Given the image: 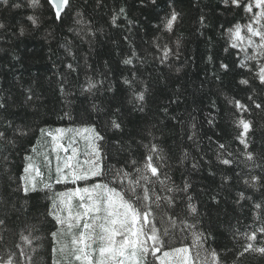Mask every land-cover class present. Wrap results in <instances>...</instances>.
<instances>
[{
  "label": "trees",
  "instance_id": "16d2710c",
  "mask_svg": "<svg viewBox=\"0 0 264 264\" xmlns=\"http://www.w3.org/2000/svg\"><path fill=\"white\" fill-rule=\"evenodd\" d=\"M240 4H252L253 11L231 0H69L57 19L48 0L34 7L30 0H0V264H53L50 233L57 226L48 213L59 193L91 183L120 190L114 174L134 177L132 162L140 167L153 145L163 157L164 181L152 178L162 198L159 209L153 205L164 241L156 255L162 259L173 247L195 255L193 234L199 233L220 264H264L258 252L240 255L249 243L244 234L264 227V109L253 103L264 105V85L256 78L264 57L246 59L253 49L231 37L236 25L248 36L245 26L259 9L254 0ZM237 100L249 111L237 110ZM241 118L252 122L247 148L238 138ZM87 128L103 137L94 143L105 174L56 183V157L62 164L72 150L52 152L46 133ZM88 135L66 132L60 141H75L73 163L85 167L92 154ZM29 164L41 175L33 168L26 173ZM162 216L175 220L167 236ZM250 243L264 246V234ZM55 258L61 259L58 251ZM148 260L160 264L151 255Z\"/></svg>",
  "mask_w": 264,
  "mask_h": 264
},
{
  "label": "snow or ice",
  "instance_id": "6c2138e0",
  "mask_svg": "<svg viewBox=\"0 0 264 264\" xmlns=\"http://www.w3.org/2000/svg\"><path fill=\"white\" fill-rule=\"evenodd\" d=\"M7 3V0H4ZM38 0H30L31 6H36ZM69 0H48V4L53 10L57 19L61 18V13L68 5ZM231 3L237 6H243L245 11L252 12L253 5H241L240 0H231ZM18 7L19 5H14ZM254 7L259 9L254 15L253 24L259 25L254 27L253 24L246 25L248 36L241 35V26L236 25L231 33L233 41L244 43L253 49V55L246 57V59L256 60L257 57H264V0H254ZM30 20L35 19L29 17ZM177 19V14L173 13L171 18L166 21V27L170 30L173 22ZM2 27V25H0ZM253 37H258V41L253 40ZM234 42L232 47H237ZM167 51L165 56H167ZM125 64L131 63L130 60H125ZM226 67V66H225ZM261 85H264V64L259 65V71L256 73ZM241 84H248L249 81L242 79ZM94 87V85H90ZM139 99H143L141 94ZM251 100L252 98L249 97ZM254 103L256 109H264V105ZM3 107V105H0ZM237 110L249 111V108L240 101H235ZM251 121L239 119L237 127H241L243 131L239 133L240 143L248 147L245 139L246 134L251 128ZM113 126L118 128L119 124L113 121ZM44 133L45 130L41 129ZM66 132H75L76 135L82 133H90L86 136L91 153L94 159L86 160L84 162L87 167L80 165L79 162L73 163L77 155V150L72 147L75 143L70 140L65 146L60 141L63 139V134ZM51 136L52 152L63 150L68 152L69 148L72 150V155L67 156L60 163L61 158L56 157L58 163L55 168V182L66 183L71 180L73 184L78 181H89L92 177L104 175V170L100 164L101 156L98 146L94 143L96 140H102L103 137L95 131V129H57L56 134L51 132L46 133ZM4 133L0 132V137ZM223 147V145H221ZM158 148L153 145L149 149V153L143 158L142 165L137 167V161H133V167L136 175L130 176L129 173L118 170L113 179L120 178V190L116 187L109 186L108 183H91L90 186L73 188L68 192L59 193V202H53L52 209L49 210V215L54 219L57 230L50 233L52 237V253L53 264H150L148 257L151 255L160 264H220L219 257L216 251L203 248L202 235L199 233L193 234V246H198L199 250L195 255L192 254L189 247L171 248L170 251L163 252V259L157 256L156 253L161 251L164 241L161 238L160 229L155 222V209H159V203L162 198L157 195V190L154 187L156 178L163 185L164 181L159 180L161 165L159 161L163 157L158 155ZM26 159H28L26 157ZM47 157L45 161L47 162ZM247 159L252 160L253 156L249 152ZM225 165L231 163L230 160L224 159L222 161ZM33 168L36 175H41L38 168L34 165H26L24 171L29 172ZM25 180L24 177H21ZM255 179V177L253 178ZM127 181V184L124 183ZM247 183V181H245ZM153 185L149 187L148 185ZM35 183L32 188L35 190ZM45 187H50L46 184ZM187 185L185 186V190ZM25 194L28 193L29 188L27 182L23 187ZM168 192H172V188H167ZM243 196V194H241ZM168 203L171 204V198H168ZM155 205V209L153 208ZM191 212L196 209L189 204ZM257 208L260 205H256ZM3 223V221H0ZM161 224L163 226V235L167 236L170 229L175 228V220L169 217L167 221L161 217ZM190 228L191 225H185ZM257 232L264 234V227L257 229L251 234H244L249 243L243 245V255L245 252L254 251L264 255V246L256 247L251 241L257 240ZM23 239L30 243L28 237ZM150 242V243H149ZM58 246V247H57ZM59 252L61 259L57 260L56 253ZM201 252L204 253L203 257ZM6 264H12L11 259Z\"/></svg>",
  "mask_w": 264,
  "mask_h": 264
},
{
  "label": "rangeland",
  "instance_id": "374dc122",
  "mask_svg": "<svg viewBox=\"0 0 264 264\" xmlns=\"http://www.w3.org/2000/svg\"><path fill=\"white\" fill-rule=\"evenodd\" d=\"M87 142H88V140H87ZM70 155H72V151H71V154ZM91 159H94V156L92 154H91Z\"/></svg>",
  "mask_w": 264,
  "mask_h": 264
},
{
  "label": "water",
  "instance_id": "95a60500",
  "mask_svg": "<svg viewBox=\"0 0 264 264\" xmlns=\"http://www.w3.org/2000/svg\"><path fill=\"white\" fill-rule=\"evenodd\" d=\"M66 7H67V6H66ZM66 7H65V9H66ZM65 9L62 11V13L65 11ZM62 13H61V14H62Z\"/></svg>",
  "mask_w": 264,
  "mask_h": 264
}]
</instances>
